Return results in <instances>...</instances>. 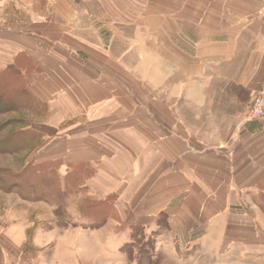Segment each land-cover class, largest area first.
<instances>
[{
	"label": "crops",
	"instance_id": "obj_1",
	"mask_svg": "<svg viewBox=\"0 0 264 264\" xmlns=\"http://www.w3.org/2000/svg\"><path fill=\"white\" fill-rule=\"evenodd\" d=\"M6 2L0 0V5ZM93 2L96 11L85 8L81 12L87 22L80 35L76 34L79 38L69 27L75 13L71 7L62 11L56 6L61 4L58 0H53L45 14L33 10L37 19L27 29L23 23L8 24L0 19V69L22 71L21 61L30 62L35 69L28 73L26 88L38 102L36 106L52 117L56 111H75L80 116L78 122L62 129L52 122L38 124L35 130L43 135L38 160H63V175L71 164L102 167L118 165L122 157L127 164L133 160L131 172L145 171L138 191L126 201L125 210L134 214L152 212L149 180L154 172H163L165 178L172 175L180 185L176 192L181 197L173 216L181 229L180 243H207L198 254L188 251L187 258L197 262L207 256L208 264H264V219L257 217L259 212L264 216V207L242 198L253 190L242 180H264V118L241 130L232 127L228 139L219 145L186 134L182 120L181 126L153 123L147 107L137 108V100L129 93L136 84L126 70L129 63L114 54L128 53L131 48L123 44L120 49L113 43L119 38L118 23L113 15L98 11L101 1ZM159 16L158 34L155 30L143 51L159 53L145 58L154 62L160 75L158 84L165 89L169 76L180 75L177 89L198 106L205 103V90L208 95L215 91V84L240 86L251 96L264 82V0H176L175 6L161 8ZM173 19L175 23L169 22ZM230 99L241 103L237 96ZM227 114L233 115L232 111ZM213 123L207 128L214 129ZM191 130H195L193 126ZM102 168L99 170L105 171ZM110 174L114 184V173ZM113 188L120 186L117 183ZM258 189L264 192L260 184ZM201 216L216 218L215 224L206 226L207 235ZM60 244L53 255L55 264H70L71 252L87 253L81 235ZM172 254L178 260H189L185 253L168 255ZM94 255L100 258L97 251ZM25 262L23 259L22 264Z\"/></svg>",
	"mask_w": 264,
	"mask_h": 264
},
{
	"label": "rangeland",
	"instance_id": "obj_2",
	"mask_svg": "<svg viewBox=\"0 0 264 264\" xmlns=\"http://www.w3.org/2000/svg\"><path fill=\"white\" fill-rule=\"evenodd\" d=\"M58 1L61 4L56 6H61L62 11L71 7L75 13L69 27L79 38L77 35L87 22L81 12L85 8L96 11V5L93 0H88V3L84 2L87 0ZM99 1L98 11L113 15L118 23L116 30L119 38L114 39L113 43L116 41L120 49L123 44L131 48L128 53L119 51L114 54H119L120 59L130 65L126 70L136 82L135 89L129 91L131 97L137 100L135 106L139 109L146 106L148 119L156 124L177 123L181 126L182 120L186 134H194L204 142L215 141V145H219L221 140L228 139L230 129L234 127L233 115L241 111L242 105L249 99V92L236 85L215 84V91L209 95L205 90V103L195 106L196 103L193 104L182 90L177 89L180 75L169 76L165 89L163 84H158L160 75L158 69H154V62L149 57L145 58L159 55L158 52L143 51V48L149 37L156 33L155 30L158 34L161 8L175 6L176 0ZM52 7L53 0H7L0 5V19L8 24L23 23L27 29L37 17L33 10L36 9L41 15ZM59 22L63 23L64 20ZM169 22L175 23V20ZM132 34L134 37H131ZM22 62L23 73L14 69L0 75V87L6 91L0 93V264H22L23 259L24 262L26 260L25 264H55L53 255L55 251L59 252L57 247L60 242V246H63L64 241L79 239L80 235L85 240L87 253L71 252L70 264H208L207 256L197 262L186 257L188 251L195 254L204 251L206 242L200 245H193L191 241L180 243L181 229L175 226L173 217L176 214L175 205L181 197H177L180 194L176 192L180 185L172 175L165 178L163 172L157 171L149 180L153 193L149 199L152 205L150 215L125 210L128 195L138 191L145 171L131 172L133 160L127 164L123 157L118 165H102L103 168L89 163L68 165L67 171L79 169L82 173L79 180L74 175L68 193L60 194L64 184L63 160H38L43 135L35 128L38 124L52 122L62 129L78 122L80 116L75 111H56L57 115L52 117L44 108L36 106L38 102L31 98L26 88L29 85L28 73L35 67L30 62ZM231 95L237 96L241 103L230 99ZM199 100L202 101L201 98ZM227 111H232L233 115L230 117ZM214 113L221 114L214 116ZM213 120L216 126L208 129V125L214 124ZM192 126L194 131L191 130ZM99 167L105 168V171L102 172ZM108 171L114 173L113 183H118L119 189L113 188L112 174ZM116 176L119 180L115 179ZM242 183L251 184L248 188L253 189L250 196L242 198L264 207V192L258 189L260 184L264 190V180H242ZM82 200L86 202L80 210ZM257 214L258 219L259 216L264 219L260 212ZM217 215H220L219 219L224 218L219 212ZM215 219L200 217L205 227L204 234L209 233L207 227L215 224ZM96 251L100 258L93 257ZM171 251L180 252V255L185 253L184 258L189 260L183 257L178 260L175 254L168 255L173 253ZM113 254L115 257L111 259Z\"/></svg>",
	"mask_w": 264,
	"mask_h": 264
},
{
	"label": "built area",
	"instance_id": "obj_3",
	"mask_svg": "<svg viewBox=\"0 0 264 264\" xmlns=\"http://www.w3.org/2000/svg\"><path fill=\"white\" fill-rule=\"evenodd\" d=\"M264 118V82L242 105L241 111L234 117V127L241 130L247 124L260 121Z\"/></svg>",
	"mask_w": 264,
	"mask_h": 264
},
{
	"label": "trees",
	"instance_id": "obj_4",
	"mask_svg": "<svg viewBox=\"0 0 264 264\" xmlns=\"http://www.w3.org/2000/svg\"><path fill=\"white\" fill-rule=\"evenodd\" d=\"M16 70V68L15 67H7V68H4V69H0V75L2 76V75H5V74H7L8 73V71H10V70ZM3 92H6L5 91V88L4 87H0V93H3ZM3 107V106H2ZM4 108V107H3ZM83 164V163H82ZM81 171L79 170V169H71V170H69V171H67L66 173H65V175H64V178H63V182H64V184H63V188L60 190V194L61 195H64V194H66V193H68L69 192V189H70V185H71V183H70V181L72 180V179H74V175H75V177H76V180H79V177H80V175H81ZM35 189H33V191H34ZM32 191V192H33ZM39 198H41V197H39ZM85 202H86V200H82L80 203H79V208H80V210H82V206L85 204Z\"/></svg>",
	"mask_w": 264,
	"mask_h": 264
}]
</instances>
